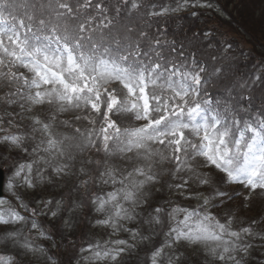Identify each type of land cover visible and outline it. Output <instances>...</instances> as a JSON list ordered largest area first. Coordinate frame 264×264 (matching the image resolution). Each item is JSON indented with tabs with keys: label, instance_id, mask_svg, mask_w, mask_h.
<instances>
[{
	"label": "snow or ice",
	"instance_id": "1",
	"mask_svg": "<svg viewBox=\"0 0 264 264\" xmlns=\"http://www.w3.org/2000/svg\"><path fill=\"white\" fill-rule=\"evenodd\" d=\"M227 2L0 0V264H264V55L208 26Z\"/></svg>",
	"mask_w": 264,
	"mask_h": 264
},
{
	"label": "rangeland",
	"instance_id": "2",
	"mask_svg": "<svg viewBox=\"0 0 264 264\" xmlns=\"http://www.w3.org/2000/svg\"><path fill=\"white\" fill-rule=\"evenodd\" d=\"M220 3L224 4L225 0H220ZM225 11L230 15H225L222 18L213 16L212 19L208 20V26L222 25L224 29H236L238 33L237 43H242L246 52L251 50L254 58L253 63H255L261 55H264V0H228ZM208 15L205 13L204 16L194 22L203 26ZM240 19L245 20L246 26L252 34L242 28L245 26L243 23L237 24ZM224 21H228V23H224ZM189 22H193V18L190 16L186 17L185 20V23ZM239 25L242 27L240 28ZM251 66L249 64L247 67L250 68ZM242 70L247 69L242 68ZM209 92L214 93V97L209 95L211 99L219 100L222 98L220 89L209 88ZM251 214L253 213H249V215Z\"/></svg>",
	"mask_w": 264,
	"mask_h": 264
},
{
	"label": "trees",
	"instance_id": "3",
	"mask_svg": "<svg viewBox=\"0 0 264 264\" xmlns=\"http://www.w3.org/2000/svg\"><path fill=\"white\" fill-rule=\"evenodd\" d=\"M238 11H239V9H238ZM242 23L245 25L244 27L240 26ZM237 24H240V25H239L240 28L242 27V28H244L247 32H249V33L252 34V32H250V30H249L248 27L246 26V22H245V20L240 19V21H239Z\"/></svg>",
	"mask_w": 264,
	"mask_h": 264
}]
</instances>
